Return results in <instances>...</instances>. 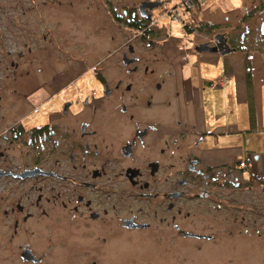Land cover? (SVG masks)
Wrapping results in <instances>:
<instances>
[{"label": "flooded vegetation", "instance_id": "1", "mask_svg": "<svg viewBox=\"0 0 264 264\" xmlns=\"http://www.w3.org/2000/svg\"><path fill=\"white\" fill-rule=\"evenodd\" d=\"M89 1L4 7L16 18L8 27L30 35L7 55L25 59L39 33L56 56L60 20L86 17ZM102 1L118 65L75 58L77 66L41 68L44 80L29 96L45 94L22 113H0V264H264V164L251 150L249 161L233 160L215 105L234 74L228 54L243 55V93L252 101L250 64L264 58V1L244 5L234 26L215 22L210 9L207 21L182 24L198 39L191 43L198 57L216 55L218 72L190 66L189 52L179 55L171 24L152 18L162 0ZM180 5L200 9L199 0ZM133 38L165 46L154 55L164 66L140 61ZM9 65L2 69L24 90L31 71L17 60Z\"/></svg>", "mask_w": 264, "mask_h": 264}, {"label": "rangeland", "instance_id": "2", "mask_svg": "<svg viewBox=\"0 0 264 264\" xmlns=\"http://www.w3.org/2000/svg\"><path fill=\"white\" fill-rule=\"evenodd\" d=\"M137 1L140 0H122L123 3L128 4ZM162 1L163 4L161 6L152 10V18L157 20V24L160 27L171 24L177 45L181 48V50H178L179 55L189 52L192 54L189 61L190 66L197 68L203 67L207 71L215 72H218L221 68L220 63H215L216 55L204 53L201 57H198L199 55L195 54L191 49V43L198 41V39L192 35L193 33L186 32L182 24H192L193 20L207 21L205 13L210 9L213 11L215 22H222L221 24L228 22L227 25L234 26L238 23V18L242 15L244 5L248 6L249 4L258 3V0H199L200 9L186 10L180 5V0ZM17 2L19 0H0V113H2L1 111L6 113L9 111L11 114H14V111L22 113L19 112L22 106L26 104L27 109H30L35 102L36 96L45 94L43 90L36 89L35 93L29 96L31 90L38 87L44 80L43 74L39 72L41 68L77 66L78 64L75 62V58L82 59L88 63L87 65H93L99 61L102 66L108 69L115 68L118 65V59L109 55V52L112 51V47L114 46L109 41V36L113 32L110 29L111 23L109 21V15L101 6L102 0H90L87 2L90 8L88 10L85 9L87 11L86 17L79 18L69 15L60 20L58 38L59 51L56 56H53L50 43L41 40L39 33L37 35L36 48L32 54H27L25 59L22 58L20 60L17 57L8 56V51L13 53L15 49H23L21 43L24 40L29 41L30 39L28 32L22 37L18 25L8 27V18L16 19L13 13L10 16L5 13L3 14L4 7L8 8ZM189 7L191 6L187 3V8L189 9ZM170 8L175 9L173 11L177 13L175 17L173 15H167L166 12ZM27 18L37 20L38 15L31 14ZM47 24L50 27V21ZM30 28L34 29V27ZM38 28L39 32L41 29L42 31L44 30L43 27ZM121 35L122 39H124L127 35L125 29L122 30ZM31 38L33 39V36ZM134 40L133 38L132 43H134ZM14 41H18L19 46L16 47ZM134 44L137 47L135 56L140 61L148 62V65H153L152 62L155 59V54L162 56L168 52L165 46L164 48H159L160 46L149 48L145 43L137 42V40H135ZM70 55L72 56L70 57ZM223 59L233 69L234 74L230 73L231 80L223 90L230 91L231 98L229 104H224L223 91L221 89L217 93L215 104L218 113V131L231 133L228 136L222 137V143L229 144L235 148L233 153V160L235 162L239 160L249 161L246 150H251L260 156L259 163L264 164V58L262 55H256L255 60L250 64L251 95L254 107L253 119L250 118L248 103L243 93V72L241 69L244 61L243 55L228 54ZM11 60L19 61L21 66L31 71L30 75L22 78V81H26L24 90L21 87L23 83L21 80L12 81V75H6L5 73L8 71L2 69L5 66L10 67L9 62ZM238 61L239 64L237 65ZM155 62V66H164V63H160L156 59ZM33 76L36 77V80L33 82L34 85L30 86L29 84L32 83L31 78H34ZM219 77H217V80ZM23 94L28 96L26 101H24ZM210 107L209 103L205 102L207 114L210 113Z\"/></svg>", "mask_w": 264, "mask_h": 264}, {"label": "trees", "instance_id": "3", "mask_svg": "<svg viewBox=\"0 0 264 264\" xmlns=\"http://www.w3.org/2000/svg\"><path fill=\"white\" fill-rule=\"evenodd\" d=\"M250 92H251V88H250ZM248 107H249L250 118L253 119L254 118V107H253L252 101L249 103Z\"/></svg>", "mask_w": 264, "mask_h": 264}, {"label": "water", "instance_id": "4", "mask_svg": "<svg viewBox=\"0 0 264 264\" xmlns=\"http://www.w3.org/2000/svg\"><path fill=\"white\" fill-rule=\"evenodd\" d=\"M146 5H148L149 7L151 6V5L148 4V3H146ZM223 48H224V50H223L222 52H224V53H225V52H228V48H227V47L223 46ZM197 49L200 50V47H198ZM221 49H222V48H221ZM216 50H217V48H215V47L211 49V51H216Z\"/></svg>", "mask_w": 264, "mask_h": 264}, {"label": "built area", "instance_id": "5", "mask_svg": "<svg viewBox=\"0 0 264 264\" xmlns=\"http://www.w3.org/2000/svg\"><path fill=\"white\" fill-rule=\"evenodd\" d=\"M176 15H173V17H175ZM242 165V164H241Z\"/></svg>", "mask_w": 264, "mask_h": 264}]
</instances>
